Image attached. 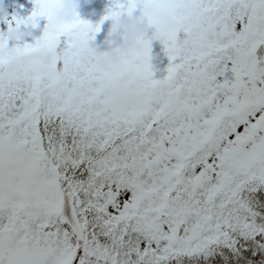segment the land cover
<instances>
[{
	"label": "snow or ice",
	"instance_id": "obj_1",
	"mask_svg": "<svg viewBox=\"0 0 264 264\" xmlns=\"http://www.w3.org/2000/svg\"><path fill=\"white\" fill-rule=\"evenodd\" d=\"M61 2L6 18H47L14 46L46 71L6 82L0 34V264H264V0H113L50 33ZM137 9L166 37L162 78L146 37L96 61L104 20Z\"/></svg>",
	"mask_w": 264,
	"mask_h": 264
},
{
	"label": "clouds",
	"instance_id": "obj_2",
	"mask_svg": "<svg viewBox=\"0 0 264 264\" xmlns=\"http://www.w3.org/2000/svg\"><path fill=\"white\" fill-rule=\"evenodd\" d=\"M80 6V0H62L61 6L54 12V19L48 29L50 33L56 31V26L61 22H71L75 19L76 9ZM152 6L145 5L144 12L151 13ZM199 13H194L198 15ZM10 15L8 6L5 5L4 0H0V22L6 20ZM35 21L31 17L26 19L23 28L18 25H14L6 30H0L5 39L15 41L17 38L33 35V41L37 44H43L42 38L38 39L32 32V27ZM165 23L171 24L170 18H165ZM109 35L112 39L109 41L104 51L98 48H93V52L96 56V61L101 68L115 69L121 66V62L125 59V53L128 52H143L144 44L146 41L141 40V37H146L151 41H163L166 37L163 33L154 31L141 15L137 14H122L111 19V23L108 29ZM8 63L4 73V80L11 82L15 79L17 70L22 68L29 61L40 60L43 61L45 67L41 71L47 70V61L44 59L40 52H32L28 55L18 54L15 48H8ZM128 83V76L124 74L120 77L119 85L116 89L117 94L125 88ZM42 93L47 94L41 89ZM130 91L135 92V87L131 88ZM121 101L125 97H119ZM175 103V101H174Z\"/></svg>",
	"mask_w": 264,
	"mask_h": 264
},
{
	"label": "flooded vegetation",
	"instance_id": "obj_3",
	"mask_svg": "<svg viewBox=\"0 0 264 264\" xmlns=\"http://www.w3.org/2000/svg\"><path fill=\"white\" fill-rule=\"evenodd\" d=\"M11 1V0H10ZM9 0H4L6 6L13 8H21V7H35L34 0H12L13 3L10 4ZM113 4V0H80V6L76 9L79 12L80 17L85 20L91 21L94 25L99 23L100 20L106 15L109 7ZM139 15V9L136 12ZM9 19V16H8ZM39 21L44 25L47 23L46 17H40ZM111 23V19L104 20L103 24L101 25V31L98 33L102 38L106 41L103 42L102 40L97 41V37L91 43L93 44L94 48H98L101 51H104L109 43V39L111 40L112 37L108 33V29ZM9 27L7 20L0 22V30H6ZM33 27V26H31ZM43 27L40 30H33L32 32L42 33ZM97 36V34H96ZM9 42V39H6ZM150 62L153 66L154 76L155 78H162L164 75L167 74V66L169 64L168 56L164 50L163 44L160 41H152V50H151V59ZM166 71V72H162ZM156 74H159L156 76ZM49 88L47 86L43 87V91L47 92Z\"/></svg>",
	"mask_w": 264,
	"mask_h": 264
},
{
	"label": "rangeland",
	"instance_id": "obj_4",
	"mask_svg": "<svg viewBox=\"0 0 264 264\" xmlns=\"http://www.w3.org/2000/svg\"><path fill=\"white\" fill-rule=\"evenodd\" d=\"M32 10H33V7L31 6V7H29V6H27V7H21V8H15V7H13L12 8V11H17L16 13H20L21 14V17H27L28 15H30L31 14V12H32ZM13 15V12H10V17H9V19H11V16ZM39 23H42L41 21H39ZM25 26V24H22V25H19V27H21V28H23ZM4 30V29H3ZM36 31V30H35ZM34 34V36L36 37V38H38V36L39 35H41L42 33H38V34H36V32H34L33 33ZM4 37V36H3ZM97 41H100V40H102L103 42H105L106 43V41L102 38V36H100L98 33H97ZM5 38V37H4ZM24 41H28V42H32L33 41V35H28V36H23V37H20V38H17L15 41H13V40H10L9 39V46L11 45V44H13V42H15V45L17 44V43H20V42H24ZM109 41H110V39H109ZM34 42V41H33ZM14 45V46H15ZM29 62H38L42 67H41V69L42 68H44L45 67V64H44V62L43 61H40V60H33V61H29ZM28 62V63H29ZM162 72H166V71H162ZM159 74H156V76H158Z\"/></svg>",
	"mask_w": 264,
	"mask_h": 264
},
{
	"label": "water",
	"instance_id": "obj_5",
	"mask_svg": "<svg viewBox=\"0 0 264 264\" xmlns=\"http://www.w3.org/2000/svg\"><path fill=\"white\" fill-rule=\"evenodd\" d=\"M42 27H43V23H39V27L38 28L32 27V29L33 30H40V29H42ZM257 55L258 56H264V46H261V48L258 49Z\"/></svg>",
	"mask_w": 264,
	"mask_h": 264
},
{
	"label": "trees",
	"instance_id": "obj_6",
	"mask_svg": "<svg viewBox=\"0 0 264 264\" xmlns=\"http://www.w3.org/2000/svg\"><path fill=\"white\" fill-rule=\"evenodd\" d=\"M9 1H10V0H9ZM11 3H13L12 0L10 1V4H11ZM10 12H13V15H18V16L21 17V14H20V13H16L17 11H12V8H11V7H9V13H10ZM13 15H12V16H13ZM12 16H11V17H12ZM9 17H10V15H9ZM14 45H15V42H13V44H11V45L9 46V48H13ZM14 48H15V47H14Z\"/></svg>",
	"mask_w": 264,
	"mask_h": 264
}]
</instances>
